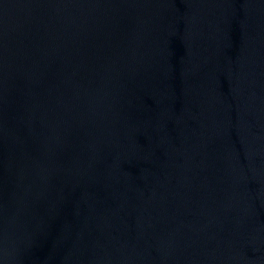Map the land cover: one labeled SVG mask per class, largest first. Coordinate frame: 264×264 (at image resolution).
Listing matches in <instances>:
<instances>
[{
  "label": "water",
  "instance_id": "1",
  "mask_svg": "<svg viewBox=\"0 0 264 264\" xmlns=\"http://www.w3.org/2000/svg\"><path fill=\"white\" fill-rule=\"evenodd\" d=\"M0 264H264V0H0Z\"/></svg>",
  "mask_w": 264,
  "mask_h": 264
}]
</instances>
